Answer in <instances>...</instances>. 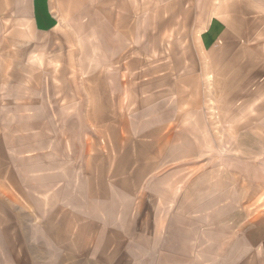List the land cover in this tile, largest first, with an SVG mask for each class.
<instances>
[{
    "label": "crops",
    "instance_id": "1",
    "mask_svg": "<svg viewBox=\"0 0 264 264\" xmlns=\"http://www.w3.org/2000/svg\"><path fill=\"white\" fill-rule=\"evenodd\" d=\"M59 28L77 49L58 82L31 60L55 52L37 49L36 36L52 43ZM6 39L15 48L0 64V264H264V209L239 210L230 179H176V155L203 134L193 75L214 73L215 50L216 90L228 99L230 54L237 71L246 43L264 62V2L0 0ZM185 42L197 46L188 56ZM139 71L154 77L133 82ZM181 113L189 130L176 129Z\"/></svg>",
    "mask_w": 264,
    "mask_h": 264
},
{
    "label": "rangeland",
    "instance_id": "2",
    "mask_svg": "<svg viewBox=\"0 0 264 264\" xmlns=\"http://www.w3.org/2000/svg\"><path fill=\"white\" fill-rule=\"evenodd\" d=\"M257 1L264 2V0ZM60 30L59 28L54 32L56 34L53 38L55 41L53 40L52 43L50 41L52 38L36 36V40L41 41V43H36L37 49L40 48L38 47L40 44L42 46L52 44V49L55 52L47 57L46 60L44 58L31 60V64L36 65L39 69L47 67L50 70L48 74L50 76L53 74L54 80L58 82L66 79V77H62L61 75L63 65L65 67L69 65L74 66L75 58H71L70 56V58H67V55L69 52L77 49V43L61 41V38L65 36ZM0 44L5 49V58H0V64L10 66L13 60L10 57V52L15 48L13 41L6 39ZM84 45L86 49H91L92 43H84L82 45L83 48ZM193 45L189 42L182 43L181 55L185 51L187 55L189 50L197 49V46ZM248 45V43L245 44V50L239 49L241 50L239 52L240 55H244V59L241 58L239 61L240 71H237L236 52L233 54V59L230 54L229 72L224 78H228L227 80L231 83L233 82L231 85L235 89L228 99H225V95H222L221 89L216 90V87L218 89L221 86L220 80L222 75L216 72L219 70L220 61H218V53L215 50L214 53H211L214 62V73L211 75H193L195 76L194 81L196 80L197 85L204 87L200 91H197L198 94H201V100L197 99L201 107H197V121L195 122L197 129L202 130L203 134L202 137L196 139L198 144L195 150L192 148L194 146L182 145L181 150H191V152L187 153L186 158L176 155V179L201 178L205 177V175L207 176V173H212L214 179L224 178L235 181L230 182L228 187L230 194H236L239 199L234 204L239 210L246 209L253 211L254 209H264V62L262 59L255 58L253 52L247 48ZM61 50H64V52ZM134 50L135 48H133ZM57 51L59 53H56ZM63 56H65L64 59ZM187 56L183 59L189 60ZM186 60H182V64L187 65L188 62H185ZM197 60L200 63V59L197 58ZM232 60H234V66ZM198 65L203 66L204 64ZM71 75L72 77L75 76L74 74ZM257 76L260 77L257 78ZM153 77L154 74H142L140 71L132 74L133 82H140L144 78L152 80ZM188 77L189 74L181 75L182 80L186 79L185 81H188ZM10 79L9 75L5 76L6 81ZM182 92L184 93L183 90ZM185 93L187 94L188 90H185ZM247 99L249 100L245 103ZM136 108L134 107L133 109ZM221 113H225L230 120L221 122ZM253 117L256 120L255 122L250 121ZM190 124L189 121H184L182 116L180 122L176 121V129L189 130L191 128ZM222 129L225 131L223 134H227V136H221ZM204 132L208 136L211 133L212 136L205 138ZM184 140L186 139H181V141ZM212 163L215 168L206 169V165L208 167ZM236 180L239 182H236ZM243 180L246 183H250L249 186L240 185ZM254 180H258L261 184L259 186L256 185ZM231 183L233 184L231 185ZM190 188L192 187L187 186V182L185 186H179L180 193H184L185 190ZM218 188L220 187L218 186ZM253 193L258 196L255 197V200L251 201L247 196L253 195Z\"/></svg>",
    "mask_w": 264,
    "mask_h": 264
}]
</instances>
